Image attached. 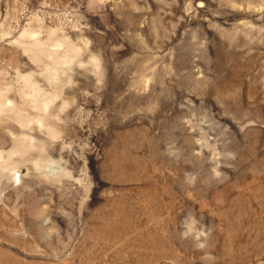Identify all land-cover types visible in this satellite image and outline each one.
<instances>
[{"label":"rangeland","instance_id":"374dc122","mask_svg":"<svg viewBox=\"0 0 264 264\" xmlns=\"http://www.w3.org/2000/svg\"><path fill=\"white\" fill-rule=\"evenodd\" d=\"M1 92L0 264H264V0H0Z\"/></svg>","mask_w":264,"mask_h":264},{"label":"bare ground","instance_id":"6f19581e","mask_svg":"<svg viewBox=\"0 0 264 264\" xmlns=\"http://www.w3.org/2000/svg\"><path fill=\"white\" fill-rule=\"evenodd\" d=\"M31 34V33H30ZM35 34V33H34ZM50 50V49H49ZM51 51H49V56H51ZM54 54V53H53ZM11 103L10 99L7 97L5 92L0 93V112L4 111L8 107V105ZM38 107V106H37ZM37 116V115H36ZM20 124L23 125V123L20 122ZM27 126V125H26ZM43 152V151H42ZM56 175V174H55Z\"/></svg>","mask_w":264,"mask_h":264}]
</instances>
